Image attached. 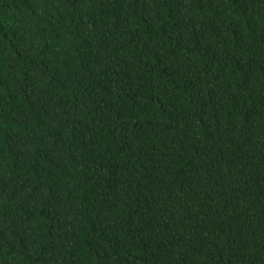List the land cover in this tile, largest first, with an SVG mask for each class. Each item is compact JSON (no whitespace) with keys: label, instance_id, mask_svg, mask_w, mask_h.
Returning a JSON list of instances; mask_svg holds the SVG:
<instances>
[{"label":"trees","instance_id":"obj_1","mask_svg":"<svg viewBox=\"0 0 264 264\" xmlns=\"http://www.w3.org/2000/svg\"><path fill=\"white\" fill-rule=\"evenodd\" d=\"M0 264H264V0H0Z\"/></svg>","mask_w":264,"mask_h":264}]
</instances>
